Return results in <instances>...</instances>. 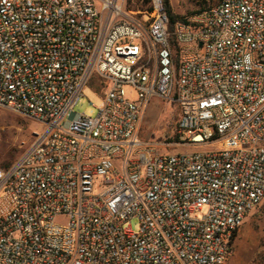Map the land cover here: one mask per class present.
Returning <instances> with one entry per match:
<instances>
[{
  "label": "built area",
  "instance_id": "1",
  "mask_svg": "<svg viewBox=\"0 0 264 264\" xmlns=\"http://www.w3.org/2000/svg\"><path fill=\"white\" fill-rule=\"evenodd\" d=\"M169 24L162 0L144 20L124 0H0V108L42 128L0 169V264H228L264 200V0ZM155 99L196 151L141 139Z\"/></svg>",
  "mask_w": 264,
  "mask_h": 264
},
{
  "label": "rangeland",
  "instance_id": "2",
  "mask_svg": "<svg viewBox=\"0 0 264 264\" xmlns=\"http://www.w3.org/2000/svg\"><path fill=\"white\" fill-rule=\"evenodd\" d=\"M124 0V10L135 19L144 20L149 9L153 8V0ZM172 11L190 20L197 13L218 4L221 0H169ZM123 0H120L122 3ZM108 92V83L95 77L86 87L83 96L75 107L74 112L95 118L98 109L103 106L104 97ZM127 96L136 99L132 88H127ZM180 111L172 102L155 99L148 107L143 119L140 137L143 141L157 144L158 153L172 154L194 152V149H184L174 146L176 142H169L177 135L176 124ZM41 126L33 119L15 110L0 108V169L5 164H14L25 151L31 147L41 132ZM1 196V195H0ZM205 209L200 215L206 214ZM128 228L129 225H126ZM132 229L137 231L139 223L132 222ZM228 264H264V200L250 212L238 233L233 253Z\"/></svg>",
  "mask_w": 264,
  "mask_h": 264
},
{
  "label": "trees",
  "instance_id": "3",
  "mask_svg": "<svg viewBox=\"0 0 264 264\" xmlns=\"http://www.w3.org/2000/svg\"><path fill=\"white\" fill-rule=\"evenodd\" d=\"M163 1V5H164V10L165 12L168 14L169 16V21H170V24H169V28H170V31H172L174 29V26L177 22H185V23H188L189 20H187V18L185 17H181L179 15H176L173 11H172V8L170 6V1L169 0H162ZM129 3L132 2V0H128ZM146 3H149L150 0H146L145 1ZM153 12V8H150L149 9V13H152ZM199 14V13H197ZM173 46H175V43L173 42L172 43ZM175 48V47H173ZM174 60H175V56H174ZM178 61V58L176 59ZM180 117V115H179ZM177 126H178V122L176 124V129H177ZM179 140V136H178V133L177 135L173 138V139H170L169 142H178ZM13 164H5L4 165V169H9Z\"/></svg>",
  "mask_w": 264,
  "mask_h": 264
}]
</instances>
